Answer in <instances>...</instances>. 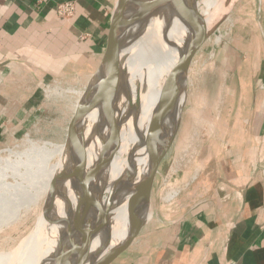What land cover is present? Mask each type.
Listing matches in <instances>:
<instances>
[{
  "label": "crops",
  "instance_id": "obj_1",
  "mask_svg": "<svg viewBox=\"0 0 264 264\" xmlns=\"http://www.w3.org/2000/svg\"><path fill=\"white\" fill-rule=\"evenodd\" d=\"M60 1L0 0V146L48 82L71 77L85 87L98 65L113 0H75L70 19L58 16ZM231 21L235 67L200 163L113 264H264V0H242Z\"/></svg>",
  "mask_w": 264,
  "mask_h": 264
},
{
  "label": "bare ground",
  "instance_id": "obj_2",
  "mask_svg": "<svg viewBox=\"0 0 264 264\" xmlns=\"http://www.w3.org/2000/svg\"><path fill=\"white\" fill-rule=\"evenodd\" d=\"M145 1L130 0L127 10L131 13L133 23L129 24V28L127 25L121 27L126 0L115 1V41L121 42L129 37L141 39L135 55L124 62L117 79L94 91L96 104L85 140L84 163L67 200L60 205V214L67 227L79 218L90 221L100 212L108 190L136 163L142 162L161 125L170 119L165 94L166 73L172 65L173 46L160 39L161 21H165V16L158 18L159 25L155 23L150 30H146ZM184 1L189 3L188 6L197 7L201 23L199 30L194 31L183 18L185 12L173 16L172 38L186 55L193 50L194 41L200 37L214 35L215 42L222 39L225 31L220 23L227 16L233 0H177V4ZM108 72L109 69L105 70L104 75ZM50 89L57 90L52 87ZM104 101L109 103L111 112L109 109L107 112L103 110ZM69 141L63 144L50 141L38 144L28 139L24 156H21L20 151L8 149L7 156L0 157V230L12 220L17 221L22 206H25L26 212L32 205L35 206L39 195L50 186L56 175L54 173L60 170V163L49 165L51 156L58 154L65 157ZM106 143L107 164L95 168ZM22 166L25 167L22 181L10 182L6 179L8 173L14 176L21 173ZM30 188L35 189L34 193ZM173 194L169 192L167 199L172 198ZM120 199L118 195L94 235L80 238L79 248L82 253L76 264H103L113 255L127 224V207H119ZM150 210L151 199L141 206L136 204L128 225V234L148 221ZM42 217L44 240L38 234H28L16 248L0 251V264H52L48 260L54 262L60 256L57 228L48 213Z\"/></svg>",
  "mask_w": 264,
  "mask_h": 264
},
{
  "label": "water",
  "instance_id": "obj_3",
  "mask_svg": "<svg viewBox=\"0 0 264 264\" xmlns=\"http://www.w3.org/2000/svg\"><path fill=\"white\" fill-rule=\"evenodd\" d=\"M145 2L144 19L146 30H150L153 25L155 26V23L158 24L157 20L159 17L165 16V21H161L160 39L164 43L166 42L173 46V61L166 73L167 86L165 94V100L170 109V119L161 125L157 137L152 141L148 155L143 158L142 162L136 163L129 172L108 190L100 212L90 221L85 218H79L73 225L67 227L60 214V205L67 200L84 163L85 140L90 126L92 110L96 104L94 91L97 87L109 85L117 79L124 62L135 55L141 39L129 37L121 42L114 43L113 36L116 31H108L98 65L80 95L78 108L74 115V127L62 168L48 195L45 197L41 211V216L48 213L52 224L55 225L58 232L61 253L52 264L77 263L82 253L79 248L80 238L84 235H94L98 231L102 222L111 211L118 195L121 196L119 207L123 205L127 207V224L124 233L118 240V245L113 255L103 264H113L129 248L143 227L141 226L131 234H128V225L132 218L134 207L136 204L141 206L145 201H150L153 183L160 165L179 132L188 95L189 72L194 53L191 50L184 55L175 41H173L172 19L174 15L185 12L183 18L185 21L187 20L189 27L197 31L201 24L200 16H198L197 7L195 5L188 6L189 3L185 1L179 4H177V0H146ZM129 3L130 0H126V9L121 22L122 28H125L126 25L128 27L129 24L133 23L132 17H130L131 13L127 10ZM107 69H109V72L104 75ZM103 104V110L107 112L109 103L104 101ZM109 111L111 112V109ZM106 146L107 143L105 144V150L95 164V168L97 165L103 167L104 164H107ZM38 229L40 230L41 226Z\"/></svg>",
  "mask_w": 264,
  "mask_h": 264
},
{
  "label": "rangeland",
  "instance_id": "obj_4",
  "mask_svg": "<svg viewBox=\"0 0 264 264\" xmlns=\"http://www.w3.org/2000/svg\"><path fill=\"white\" fill-rule=\"evenodd\" d=\"M115 1L113 0L108 10V31H114ZM241 1L233 0L229 13L221 21L220 25L225 31L222 39L215 42L216 36L209 35V37H200L194 41V57L190 66L188 95L181 126L160 165L153 183L149 217L157 207L167 212L171 202H174L178 195L184 192L186 184L191 181L193 171L196 170L200 163L199 155L206 136L210 131L211 119L215 118L221 97L226 92L224 86L228 84L230 79L229 70L235 67L230 50V45L233 42V21L231 20L235 6L240 4ZM115 40L113 36L114 43L116 42ZM84 85V81L74 80L71 77L48 82L43 87L39 102L28 118L29 120L25 121L19 133L8 144L0 146V157L7 156L8 149L20 151L21 156H24L26 147H28V139L38 144L44 141L59 144L68 142L74 127V115L78 108L80 93L83 91ZM51 87L57 88V90L50 89ZM49 162L50 166L60 163L61 170L64 156L53 154ZM23 170H25L24 166L21 167V173L16 176L8 173L6 179L10 182L22 181ZM58 173H54L56 175L50 186L44 193L39 195L35 206L32 205L27 212L25 211V206H22L21 214L17 221L12 220L1 228L0 251H9L16 248L30 233L38 234L40 238H43L41 231L43 217L41 216V211L45 197L52 188ZM23 184L27 186L26 182ZM30 189L34 193L35 189ZM169 192L174 194L172 198L167 199ZM39 226H41L40 230L38 229ZM52 261V259L48 260L49 263H53Z\"/></svg>",
  "mask_w": 264,
  "mask_h": 264
},
{
  "label": "built area",
  "instance_id": "obj_5",
  "mask_svg": "<svg viewBox=\"0 0 264 264\" xmlns=\"http://www.w3.org/2000/svg\"><path fill=\"white\" fill-rule=\"evenodd\" d=\"M56 11L58 16L62 18L70 19L75 15L76 1L75 0L60 1L56 4Z\"/></svg>",
  "mask_w": 264,
  "mask_h": 264
}]
</instances>
